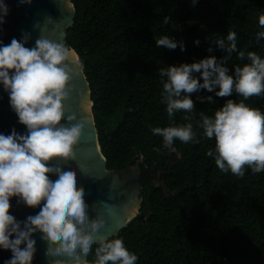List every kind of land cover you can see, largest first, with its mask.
<instances>
[{
    "label": "trees",
    "instance_id": "obj_1",
    "mask_svg": "<svg viewBox=\"0 0 264 264\" xmlns=\"http://www.w3.org/2000/svg\"><path fill=\"white\" fill-rule=\"evenodd\" d=\"M75 10L65 44L77 54L90 89L98 144L108 170L138 163L141 205L136 217L112 238L123 240L137 255L136 264H264V171L245 166L243 176L221 172L206 150L214 138L197 127L199 112L211 116L235 92L216 97L204 89L193 99L196 142L174 139L175 151L162 146L150 126H166L158 69L191 63L223 51L213 35L237 33V50L264 57V38H253L261 26L264 0H70ZM168 17L165 24L163 18ZM167 34L183 40L185 49L157 47L154 38ZM199 39V44L193 40ZM235 53L227 61L246 63ZM197 77L199 73H194ZM212 95L214 103L197 96ZM264 112V95L244 101ZM185 113L176 112L175 124ZM159 149V151H154ZM139 161V162H138ZM111 239V238H110ZM93 244L87 259L93 260Z\"/></svg>",
    "mask_w": 264,
    "mask_h": 264
},
{
    "label": "clouds",
    "instance_id": "obj_2",
    "mask_svg": "<svg viewBox=\"0 0 264 264\" xmlns=\"http://www.w3.org/2000/svg\"><path fill=\"white\" fill-rule=\"evenodd\" d=\"M7 13V5L0 0V24ZM163 22L166 24L168 17ZM257 24L261 27L253 38L259 44L264 38V12L259 13ZM29 38L22 33L19 41L13 37L6 45L0 42V86L8 95L17 122L25 126L23 133L15 128L7 135L0 133V249L11 252L3 264H32L35 232L46 242L48 255L70 258L56 264H136L137 255L122 239L97 235L105 221L99 214L89 217L84 189L76 184L74 168L53 163L74 157V143L83 128V117L64 107L79 65L76 54L66 44L41 36L34 46L25 47ZM236 38L235 31H227L223 38L213 35L207 51L211 53L214 44L224 53L219 58L208 55L157 70L161 103L165 104L169 123L150 126V131L162 137V146L169 151H175L174 139L195 143L190 115L194 105L189 94L204 89L216 97H228L235 92L243 99L225 100L211 116L200 111L196 123L203 136L215 141L205 156L212 157L221 172L239 177L244 175L245 166L253 173L264 171V112L244 102L250 96L264 95V57L254 50H237ZM154 43L164 49H175L178 44L180 51L185 49L183 40L176 41L167 34L155 37ZM193 43L198 45L199 39ZM233 53L239 60L246 57L247 62L232 65L230 73L227 61ZM195 99L214 103L212 95ZM82 110H87L85 104ZM181 110L187 122L175 124L172 117ZM11 197L28 207L39 206V211L18 220L9 212ZM93 244L96 247L90 262L87 256Z\"/></svg>",
    "mask_w": 264,
    "mask_h": 264
},
{
    "label": "water",
    "instance_id": "obj_3",
    "mask_svg": "<svg viewBox=\"0 0 264 264\" xmlns=\"http://www.w3.org/2000/svg\"><path fill=\"white\" fill-rule=\"evenodd\" d=\"M4 3L8 7V13L4 23L0 24V42L6 45L13 37L19 41L22 33H27L30 38L25 47L34 46L39 36L65 44L66 30L73 25L75 17L70 0H31L30 3L4 0ZM76 59L79 62L77 54ZM70 85L72 90L68 99L64 101V107L65 110L73 109L78 116L83 117V128L74 143V157L61 158L53 163L69 164L74 168L76 184L84 189L83 198L89 217L99 214L105 221L97 235H104L110 239L127 227L139 212L142 201L140 167L135 163L120 169L106 168V160L98 144L89 84L80 64ZM8 99L7 93L0 86V133L7 135L12 128L23 133L25 126L17 122V116L11 110ZM82 104L87 106L86 111L82 110ZM16 200V197L10 198L9 212L18 220L22 221L28 215H34L39 211V206L28 207L22 202L17 203ZM33 237L36 240V251L32 257V264H48L49 260L50 264H56L57 260H70L65 256L48 255L46 242L41 239L39 232L33 233ZM10 256V250L0 249V264Z\"/></svg>",
    "mask_w": 264,
    "mask_h": 264
}]
</instances>
